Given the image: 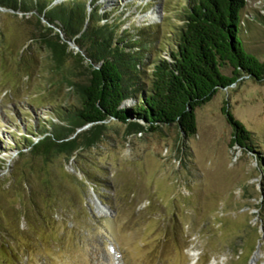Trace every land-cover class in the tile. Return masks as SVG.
I'll return each mask as SVG.
<instances>
[{
	"label": "rangeland",
	"instance_id": "rangeland-1",
	"mask_svg": "<svg viewBox=\"0 0 264 264\" xmlns=\"http://www.w3.org/2000/svg\"><path fill=\"white\" fill-rule=\"evenodd\" d=\"M80 1L144 55L149 86V63L169 58L187 0ZM242 15L245 47L264 62V0H246ZM35 26L31 14L0 10V264H252L258 253L264 264V79L219 90L196 110L191 137L138 118L144 130L130 133L110 119L94 148L46 167L32 160L23 173V136L38 140L79 105L73 57L59 71ZM224 107L252 133L246 148Z\"/></svg>",
	"mask_w": 264,
	"mask_h": 264
},
{
	"label": "trees",
	"instance_id": "trees-1",
	"mask_svg": "<svg viewBox=\"0 0 264 264\" xmlns=\"http://www.w3.org/2000/svg\"><path fill=\"white\" fill-rule=\"evenodd\" d=\"M54 1L0 0L5 9L31 14L37 32L33 40L47 48L59 71L73 57L70 71L78 70L81 77L67 79L77 91L79 105L66 115H56L59 122H51L38 140L32 131L23 136L20 159H28L23 173L32 160L46 167L60 156L71 159L94 148L102 141L110 119L126 125L130 133L144 130L138 122H130L138 118L150 131L176 125L191 137L197 132L196 110L219 90L246 76L264 79V62L246 49L242 38L246 0H187L181 10L183 25L177 27L169 58L158 57L149 63V86L143 82L144 55L120 45L118 30L107 16L97 18L80 0ZM68 41L75 42L88 58L80 52L74 54ZM147 48L150 50L141 46ZM226 67L232 69L231 75L223 72ZM130 100L134 105L126 107ZM223 111L234 127L233 143L246 148L252 133L226 107ZM85 126L89 127L78 131Z\"/></svg>",
	"mask_w": 264,
	"mask_h": 264
},
{
	"label": "water",
	"instance_id": "water-1",
	"mask_svg": "<svg viewBox=\"0 0 264 264\" xmlns=\"http://www.w3.org/2000/svg\"><path fill=\"white\" fill-rule=\"evenodd\" d=\"M0 10H2V11H8V9H5V8H3V7H1V5H0ZM9 11H12V12H15V11H13V10H9ZM61 36L62 37H64V35L61 33ZM68 44H69V48H70V50L72 51V49H71V47H74V45H73V41H68ZM75 48V47H74ZM78 53V52H77ZM80 53L83 55V56H85L84 55V52L81 50L80 51ZM89 126H85V127H83V128H80L78 131H81V130H83V129H86V128H88Z\"/></svg>",
	"mask_w": 264,
	"mask_h": 264
},
{
	"label": "bare ground",
	"instance_id": "bare-ground-1",
	"mask_svg": "<svg viewBox=\"0 0 264 264\" xmlns=\"http://www.w3.org/2000/svg\"><path fill=\"white\" fill-rule=\"evenodd\" d=\"M102 210L105 211V209L102 207ZM193 256L195 257L196 256V253L193 254ZM260 258V254L258 253L255 258L253 259L252 261V264H257L258 260Z\"/></svg>",
	"mask_w": 264,
	"mask_h": 264
}]
</instances>
